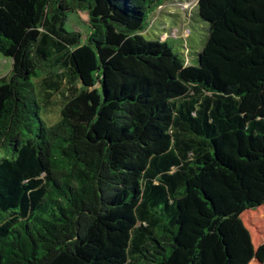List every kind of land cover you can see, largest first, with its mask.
I'll return each instance as SVG.
<instances>
[{"label": "trees", "instance_id": "16d2710c", "mask_svg": "<svg viewBox=\"0 0 264 264\" xmlns=\"http://www.w3.org/2000/svg\"><path fill=\"white\" fill-rule=\"evenodd\" d=\"M182 1L0 0V264H244L232 228L264 203V0H197L196 63L141 34Z\"/></svg>", "mask_w": 264, "mask_h": 264}, {"label": "rangeland", "instance_id": "374dc122", "mask_svg": "<svg viewBox=\"0 0 264 264\" xmlns=\"http://www.w3.org/2000/svg\"><path fill=\"white\" fill-rule=\"evenodd\" d=\"M196 2L184 0L172 6L151 8L141 34L148 40L165 41L173 52L184 55L187 63H196L197 54L208 38V23L200 19ZM68 24L85 36L88 27L85 13L71 15ZM10 65L11 59L0 54V77L9 72ZM51 100L55 101L56 98L52 97ZM45 118L49 123L55 122L59 118V107L48 105ZM4 154V149L0 148V158ZM232 232L244 249L240 260L244 264H264V203L256 209L243 212Z\"/></svg>", "mask_w": 264, "mask_h": 264}]
</instances>
